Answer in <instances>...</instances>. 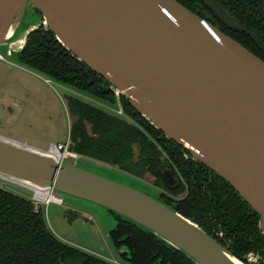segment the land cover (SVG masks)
<instances>
[{
	"label": "water",
	"instance_id": "water-1",
	"mask_svg": "<svg viewBox=\"0 0 264 264\" xmlns=\"http://www.w3.org/2000/svg\"><path fill=\"white\" fill-rule=\"evenodd\" d=\"M203 1L223 22L241 29L217 1ZM28 5L41 17L18 35ZM39 24L100 75L118 98L109 103L79 91L122 110L124 96L166 138L229 184L258 215L264 235L262 59L177 0H0L4 55L19 62L17 53ZM80 157L69 153L59 158L0 136V177L48 187L57 202L66 197L73 203L85 201L108 221L113 214L108 236L122 260L128 262L121 254H129V248L113 242L117 217L155 235L194 264H248L168 204L161 190L122 170L129 180L113 179L83 166ZM95 161V168L111 172L115 167ZM157 170L169 187L179 185L168 162Z\"/></svg>",
	"mask_w": 264,
	"mask_h": 264
},
{
	"label": "trees",
	"instance_id": "trees-1",
	"mask_svg": "<svg viewBox=\"0 0 264 264\" xmlns=\"http://www.w3.org/2000/svg\"><path fill=\"white\" fill-rule=\"evenodd\" d=\"M17 58L18 63L40 72L47 79L71 85L109 103L116 100L108 83L64 48L50 30L44 33L36 28L31 30ZM66 96L68 112L73 117L68 135L71 151L115 166L138 178L148 172L156 177L157 185L174 195L184 190L183 183L176 188L169 187L157 170L160 163L168 162L163 156V151L167 150L166 137L124 96H121V103L128 118L77 96ZM186 180L190 186L195 185L188 177ZM226 185L228 191L223 192L211 184L209 188L212 187L213 196L217 198L210 200L202 195L201 190L195 192L192 188L177 203L162 192L161 196L210 234L212 214L217 215L228 230L226 237L231 242L227 248L239 259L251 250H258L264 256V235L258 229V215L229 184ZM117 218L119 223L111 236L117 248L121 245L129 248V254L124 253L130 258L121 255L129 264H152L153 261L156 264H194L182 252L166 246L155 235ZM217 240L225 246L219 238ZM0 264L116 263L60 240L49 228L42 205L0 185Z\"/></svg>",
	"mask_w": 264,
	"mask_h": 264
},
{
	"label": "rangeland",
	"instance_id": "rangeland-1",
	"mask_svg": "<svg viewBox=\"0 0 264 264\" xmlns=\"http://www.w3.org/2000/svg\"><path fill=\"white\" fill-rule=\"evenodd\" d=\"M40 17V12L30 5L26 6L18 35H21L25 26L39 22ZM3 51L4 48L0 49L4 56V59H0V136L42 150H46L52 143L69 140L73 117L68 112L66 95L77 96L118 114L112 106L69 85L47 79L40 72L16 62L13 57L5 56ZM120 115L126 117L124 113ZM86 157H80L83 166L102 171L122 182H125L127 177L129 180L130 176L116 167L112 168L111 172L95 168L97 162ZM140 180L160 190L155 186L152 174L147 172ZM0 185L13 193L34 200L36 191L26 184L0 178ZM36 196L41 198V195ZM74 201L78 202H69L66 197L63 202H34L42 205L49 228L60 240L113 263L129 264L122 260L108 236V228L112 225L114 215L110 214L108 221L100 215V210L96 207L88 205L85 201Z\"/></svg>",
	"mask_w": 264,
	"mask_h": 264
},
{
	"label": "flooded vegetation",
	"instance_id": "flooded-vegetation-1",
	"mask_svg": "<svg viewBox=\"0 0 264 264\" xmlns=\"http://www.w3.org/2000/svg\"><path fill=\"white\" fill-rule=\"evenodd\" d=\"M177 1L198 14L200 17L218 26L224 33L237 40L249 51L264 61V0H215L232 18L235 19V21H237L241 29L223 22L203 0ZM36 29L40 30L41 33L49 30L44 24H39ZM164 140L167 142V150L163 151L164 160L168 161L173 167L178 176L179 185L181 183L185 185L183 191L174 195L169 190L165 189V187L157 185L156 177H154L155 186L161 190L165 197H169L177 203L183 200L192 188L195 192L201 190L202 195L204 197L208 196L209 200L210 198L214 199L217 198V196H213L212 187L209 188L211 184H214L216 186L214 187L217 190L223 192L228 191L226 183L218 178L212 170L194 160L186 150L172 140L169 141L167 138ZM187 177L191 179L192 183L195 185L190 186L186 180ZM206 201L208 200L206 199ZM213 205L214 204L212 203V206ZM212 216V234L215 238L217 237L224 242L227 247L231 242L229 241L230 239H227L226 237L228 230L223 226V220L219 219L215 214H212ZM121 255L124 257L127 256L125 253H122ZM241 259L248 264H264V256L258 250L246 252ZM152 264H156V262L153 261Z\"/></svg>",
	"mask_w": 264,
	"mask_h": 264
},
{
	"label": "built area",
	"instance_id": "built-area-1",
	"mask_svg": "<svg viewBox=\"0 0 264 264\" xmlns=\"http://www.w3.org/2000/svg\"><path fill=\"white\" fill-rule=\"evenodd\" d=\"M0 59H4V56L0 53ZM116 99L118 98V93L114 92ZM119 115L124 113V111L121 108H113ZM69 140L65 141V142H59V143H52L49 145V147L46 150H49L50 152H55L57 154V156L59 158L69 154V153H75L73 151H71L69 149ZM3 178V177H0ZM6 179V178H3ZM9 180V179H7ZM12 181V180H11ZM51 201L48 198L42 199L38 196H36V194L34 195V201L38 202V201ZM54 201V200H53Z\"/></svg>",
	"mask_w": 264,
	"mask_h": 264
},
{
	"label": "bare ground",
	"instance_id": "bare-ground-1",
	"mask_svg": "<svg viewBox=\"0 0 264 264\" xmlns=\"http://www.w3.org/2000/svg\"><path fill=\"white\" fill-rule=\"evenodd\" d=\"M52 153H54L57 156V154L55 152H52ZM24 184H26L30 188L34 189L36 191L37 195H41V198L48 197L49 200H53L52 197L50 196V188H48V187H46V188H38V187H36V186H34L32 184H29V183H24Z\"/></svg>",
	"mask_w": 264,
	"mask_h": 264
}]
</instances>
